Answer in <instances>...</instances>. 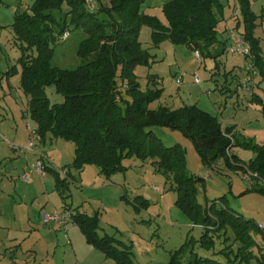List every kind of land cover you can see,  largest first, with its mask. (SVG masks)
Returning a JSON list of instances; mask_svg holds the SVG:
<instances>
[{
  "label": "trees",
  "instance_id": "obj_1",
  "mask_svg": "<svg viewBox=\"0 0 264 264\" xmlns=\"http://www.w3.org/2000/svg\"><path fill=\"white\" fill-rule=\"evenodd\" d=\"M96 1L98 8L93 10L88 0H33L29 8L14 16L13 39L22 50L21 86L29 96L27 112L36 124L37 136L41 141L48 135L71 141V164L76 169L94 164L101 173L111 175L124 168L126 157L152 160L177 191V204L203 227L199 238L190 237L172 252L168 264H264L263 246L258 243L260 251L254 250V233L262 231L264 237L259 223L222 202L217 206V199L203 207L197 193L205 178L190 174L185 149L178 143L165 145L153 127L179 129L194 143L205 164L212 166L222 160L229 169L263 182L264 143L240 141L234 134L235 126L223 127L217 115L196 103L151 108L162 88L142 89L135 72L138 64L150 61L139 39L145 24L152 28L153 44L169 40L199 50L204 58L218 60L226 51V41L218 38L220 23L228 20L225 1L164 0L167 23L157 15L142 13L146 0H110L108 5ZM227 1L230 4L231 0ZM253 1L235 0L230 15L234 28L244 24L245 29L239 32L251 44L250 60L264 73V51L255 35L257 18L264 15V8L257 14ZM236 7L240 13L234 16ZM67 32L77 35L75 65L58 62ZM52 86L63 101L52 102L47 92ZM253 100L259 101L256 97ZM239 144L253 147L256 157L243 163L231 154V148ZM52 171L65 199L63 184L67 179ZM258 190L264 192V188ZM72 217L87 241L107 257L117 264H135L131 251L121 247L117 239L99 235L97 215L78 210ZM196 246L213 250L212 255L198 254Z\"/></svg>",
  "mask_w": 264,
  "mask_h": 264
},
{
  "label": "rangeland",
  "instance_id": "obj_2",
  "mask_svg": "<svg viewBox=\"0 0 264 264\" xmlns=\"http://www.w3.org/2000/svg\"><path fill=\"white\" fill-rule=\"evenodd\" d=\"M224 1L228 20L220 23L218 38L221 42L226 41L227 49L233 41L232 37H236L245 26L241 24L234 28L235 20L230 14L235 0H231L230 4L227 0ZM32 2L33 0H0V113L7 110L12 122L8 130L14 133V136L10 137L17 147L21 146L23 150L33 137L32 133L29 136L28 124L34 128L35 122L23 116L29 96L21 86L19 58L22 50L13 42L12 23L16 12L26 10ZM101 2L108 5L110 0ZM163 2L164 0H146L141 11L144 14L157 15L163 23H167ZM98 3L96 0H88L89 7L93 10L98 8ZM252 6L260 15L264 0H254ZM257 21L255 35L260 39L264 51V15H260ZM75 35L72 32L68 33L67 37L64 36L65 41L61 43L58 62L68 65L77 63ZM139 39L142 47L150 54V61L135 67L137 79L144 90L149 87L162 88L161 96L150 103L151 108L160 105L180 107L196 103L202 109L217 115L224 126L235 125V134L240 141L264 143V73L260 70L252 71V90L245 92L239 85L240 77L246 76L243 73L246 63L243 56L231 54L226 50L218 60L203 57L200 61L195 57L194 51L186 45H175L169 40H163L158 45L153 44L152 28L147 24L142 26ZM219 61L222 62L221 65L213 67L214 63L216 65ZM213 68L216 73L212 72ZM196 75L202 78V83L195 82ZM47 92L52 102L64 100L53 86L48 87ZM255 93L259 95L256 96L259 101L249 98ZM239 96L249 100L245 102ZM153 130L165 145L180 144L186 151L188 172L205 178L198 184L197 193V199L203 207L210 206L213 200L217 199V206L222 202L245 217L253 218L257 223L264 225V192L258 190L264 188L263 181H258L241 170L229 169L222 160L212 166L205 164L194 143L179 129L157 125ZM40 147L42 146L38 141L35 149ZM44 148L57 170L59 169L60 176L67 179L63 184V194L67 197L64 199L61 196L56 186L55 174L46 170V167V180L41 174L37 177L32 175L34 180L26 183L23 172L14 173L11 186L4 188L0 184V195L9 199V210L18 215L11 226L12 233L28 234L36 230L34 227H39L34 222L37 215L28 218V211L46 209L54 214L62 210L65 214H70L68 224L77 227L76 234H72L77 248L74 252L63 239L58 246L57 255L62 253L64 258L73 260L77 256L80 264L83 259L90 258V243L72 217L78 210L97 215L99 235L108 234L117 239L121 247L131 251L135 264H168L175 249L190 237L201 236L203 227L195 224L177 204V191L172 188L167 175L158 169L152 160L126 157L123 159L124 168L121 171L106 175L94 164H87L82 169L73 167L71 163L74 144L71 141L55 138L53 143H48ZM30 154L34 156L33 151H30ZM231 154H236L243 163H248L256 157L253 147L241 144L233 146ZM22 155L25 157V154ZM23 160L26 162V159ZM15 167L19 168L17 163ZM42 216L44 218V213ZM30 218L32 222H29ZM65 226L60 230L64 237H67ZM42 233L50 236L46 229ZM53 234L54 239L55 230L51 236ZM254 238L257 242L254 250L260 251L258 243L264 248L263 232H255ZM195 251L203 256L212 255L213 252L199 246L195 247ZM185 257L187 258L188 254ZM73 262L76 263L75 260Z\"/></svg>",
  "mask_w": 264,
  "mask_h": 264
},
{
  "label": "crops",
  "instance_id": "obj_3",
  "mask_svg": "<svg viewBox=\"0 0 264 264\" xmlns=\"http://www.w3.org/2000/svg\"><path fill=\"white\" fill-rule=\"evenodd\" d=\"M253 8V6H252ZM254 9V8H253ZM254 11L258 14V10ZM13 42L15 43L14 39ZM16 44V43H15ZM222 63V62H221ZM219 61V66L221 65ZM215 63L214 66L215 67ZM213 73H216L217 71L213 68ZM237 92L240 94V92L237 89ZM245 94V93H244ZM258 94L255 93V95L249 97L253 99ZM245 102L249 99L243 98ZM247 97V96H246ZM259 97V95H258ZM29 99L27 102V106L25 108L23 115L25 118L29 119V115L27 112ZM250 105V104H249ZM172 108H177L171 105H168ZM183 106V105H182ZM205 110V109H204ZM207 111V110H206ZM264 112V111H263ZM7 110L0 113V184L1 187L7 188L9 185L11 186L13 175L14 173H24V179L26 180V183H29L33 181V176L37 177L39 174L42 175L43 179L46 180V174L39 172L33 164L36 163L39 159H41L44 164L46 165V170L49 171L55 170L57 172H60L59 169L57 170V166L53 164L51 161V157L46 153L44 150L45 146L48 145V143L54 142V137L51 135H48L47 139L45 141H41L39 138V142L42 147L39 149L35 147L34 148H28L25 147L24 150L21 149V146H18L14 143L12 137L14 136V133L9 129V126H12V122L9 120V115H7ZM223 127H229L224 126ZM235 126V125H234ZM7 127V128H6ZM36 127V124L34 128ZM33 128L30 123L28 124V130H29V136H31V129ZM236 131V126L234 128V134ZM236 135V134H235ZM29 151V152H28ZM30 151H33L32 156L30 154ZM22 154H25V157H23ZM33 158V159H32ZM74 158V154L73 157ZM23 159H26V162H24ZM19 166V168H16L15 165ZM53 172V171H52ZM54 173V172H53ZM50 179V178H49ZM55 179H53L54 183ZM57 184V183H56ZM62 196V195H61ZM10 205L9 199L5 197V195H0V264H80L79 258L76 256L74 258V263L72 258H64L62 253L59 255L57 250L58 246L60 245V242L65 239L67 241V244L70 245L71 249L76 252V243L75 239L72 237V234H76L77 227L70 226L68 223L70 222V219L68 218L64 223L61 222L58 219L49 220L47 221L45 219V214H51L46 209L43 210H36V211H28L29 215L28 218L34 217V215H37L34 219V221L39 227H34L36 230H32L30 233H23V234H14L11 231V226L15 223V218L18 216L16 212L9 210L8 206ZM59 214H65L64 211L61 212L57 211ZM44 213V218L42 214ZM53 214V213H52ZM71 218V217H70ZM29 222H32L31 218L29 219ZM64 225L67 228V237H64L62 234V231L60 228H62ZM69 225V226H68ZM57 228H59L57 231ZM40 229V231L38 230ZM47 230L50 232V236L43 235V230ZM56 231V238L53 239L54 234L51 236V233L53 231ZM42 231V232H41ZM76 236V235H75ZM88 251L90 254L89 259H83L81 264H117L115 260L112 258L107 257L101 250L97 249L93 245L88 246ZM76 254V253H75Z\"/></svg>",
  "mask_w": 264,
  "mask_h": 264
},
{
  "label": "built area",
  "instance_id": "obj_4",
  "mask_svg": "<svg viewBox=\"0 0 264 264\" xmlns=\"http://www.w3.org/2000/svg\"><path fill=\"white\" fill-rule=\"evenodd\" d=\"M240 13L239 8H234L233 9V15L236 16ZM228 28L230 27L229 24ZM65 37L68 36V32L65 33ZM232 43L231 45L228 46L226 49L228 52L234 55H241L246 59L245 66L243 67V73L246 74L245 77H240L239 79V85L240 87L245 90V92H251L252 86H253V76L251 74L252 71L256 72V68L253 65V62L250 60L251 52H252V47L249 41L246 40L245 36L239 32L236 37H232ZM194 55L198 60H202L203 56L199 50L194 51ZM248 71V73H246ZM195 82L196 83H202V78L199 75L195 76ZM31 133L33 137L31 138L28 148H34L39 141V137L37 136L36 131L32 128ZM33 166L41 173H44L45 169V164L44 162L39 159L36 163L33 164ZM70 217V214H59L58 212H55L54 214H45V219L47 221L49 220H54L58 219L61 222H65L68 218ZM260 228L264 230V225L259 224Z\"/></svg>",
  "mask_w": 264,
  "mask_h": 264
}]
</instances>
